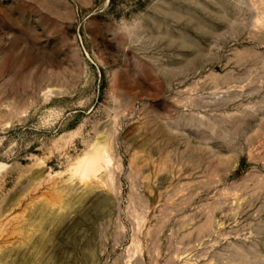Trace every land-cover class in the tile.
<instances>
[{"label": "rangeland", "instance_id": "1", "mask_svg": "<svg viewBox=\"0 0 264 264\" xmlns=\"http://www.w3.org/2000/svg\"><path fill=\"white\" fill-rule=\"evenodd\" d=\"M0 264H264V0H0Z\"/></svg>", "mask_w": 264, "mask_h": 264}]
</instances>
